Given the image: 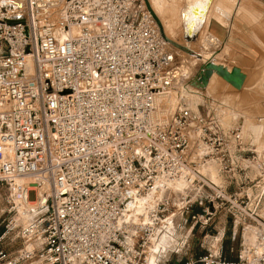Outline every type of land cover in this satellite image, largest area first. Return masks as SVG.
<instances>
[{"label": "built area", "instance_id": "2783aa9c", "mask_svg": "<svg viewBox=\"0 0 264 264\" xmlns=\"http://www.w3.org/2000/svg\"><path fill=\"white\" fill-rule=\"evenodd\" d=\"M164 39L148 0L0 3V264H148L174 201L251 233L184 264H264V143L193 81L162 106Z\"/></svg>", "mask_w": 264, "mask_h": 264}, {"label": "rangeland", "instance_id": "374dc122", "mask_svg": "<svg viewBox=\"0 0 264 264\" xmlns=\"http://www.w3.org/2000/svg\"><path fill=\"white\" fill-rule=\"evenodd\" d=\"M156 1L161 6V10L157 13L158 20H156L166 42L163 71L166 73V71L169 72L178 68V77L181 75V78L177 81L171 79L172 95L176 94L177 97L180 95L177 92L178 87H181L180 83L186 84L193 81L192 85L198 87L199 93L202 94L205 100L209 99L215 106L220 105L219 112L228 125L235 124L236 121L239 122L247 134L250 133L258 142L264 143V67L259 68L255 76L250 81L247 80L240 88L238 86V89L216 74L207 80L205 79V82L201 78V71L205 64L209 62L215 64V66H222L228 71L236 70L228 64L229 61L224 53H217L218 49L212 46L205 33L203 31L199 32L201 24L198 25V23L212 1L213 5L217 2V5L222 3L235 5L239 0H208V2L207 0ZM246 1L264 4V0H243L242 2ZM14 2L21 4V0H14ZM190 39L191 41H189ZM167 77L170 79L169 76ZM186 77H188V80H185ZM165 90H168V88ZM186 97L190 98L192 102L203 100L191 96ZM28 197L30 201L35 199L34 193H30ZM1 206L0 202V210ZM3 218L4 216L0 215V222ZM200 228L182 215L178 202L174 201L169 218L162 224L156 239L152 242L148 264H154L156 255V264H161L171 255L176 254L180 247H185L190 241L189 239L194 231ZM246 233L247 235L251 234L248 230ZM163 235L170 237L174 246L165 251L163 248L168 246H158L162 248L156 250L154 248L156 242L160 238L159 236ZM153 250H156V253L154 251L153 254Z\"/></svg>", "mask_w": 264, "mask_h": 264}, {"label": "crops", "instance_id": "0c3cea01", "mask_svg": "<svg viewBox=\"0 0 264 264\" xmlns=\"http://www.w3.org/2000/svg\"><path fill=\"white\" fill-rule=\"evenodd\" d=\"M242 1L239 0L235 5H217L218 2L213 5L212 1L198 25L201 24L199 32L205 33L212 46L218 49L217 53H224L231 68L240 73L244 85L255 76L259 68L264 67V4ZM2 194L0 190V196ZM193 211L198 212L200 209L195 207ZM2 228L1 221L0 233ZM247 230L248 227L240 228L230 219L222 217L221 214L217 215L206 227L195 230L186 246L180 247L176 254L161 264H184L207 253L220 255L226 261L234 262L237 260L240 244L247 237ZM189 232L190 230L188 236ZM16 246L8 243L3 245V248L12 250ZM158 246L156 242L154 248H162ZM173 246L174 244H170L163 249L169 250ZM156 250H153V254ZM156 262L157 255L154 264Z\"/></svg>", "mask_w": 264, "mask_h": 264}, {"label": "bare ground", "instance_id": "6f19581e", "mask_svg": "<svg viewBox=\"0 0 264 264\" xmlns=\"http://www.w3.org/2000/svg\"><path fill=\"white\" fill-rule=\"evenodd\" d=\"M4 1L2 0V1H0V3H3ZM207 2H208V0H207ZM148 3H149V7H150V9L152 11V14L154 15L155 19L158 20L157 13H158L159 10H161L160 4H158L156 0H148ZM189 41H191V39ZM179 66H180V64H179ZM178 71H179L178 68H175V70L173 69V70H171L169 72L166 71V73H164L165 84H164L163 90L166 91L165 92L166 94L164 93L162 95V99H161L160 103L162 104V106H164L167 109V111L173 110L174 107L176 106L177 96H176V94L172 95V86H171L172 82H171V79L177 81L178 79L181 78L180 77L181 75H179V77H178ZM214 74H216L217 76L221 77L223 80H226V82H229L230 85H232L233 87L237 88L239 86V84H240L241 75L239 74V72L237 70L228 71L225 68H223L222 66H215V64L214 65L210 64V62L205 64L204 68L202 69L201 78L203 79V82H205L204 81L205 79L206 80L209 79ZM167 76H169L170 79ZM166 88H168V90H165ZM173 188L175 190H180V185H176ZM29 206L33 207V204H29ZM29 218H30V216H28V219ZM167 226H169V225H167ZM166 229H168V228H166ZM159 237L160 238L157 241V245L163 247V246H169L170 244H172L171 243L172 240L170 239V237H167V235L166 236L163 235V236H159Z\"/></svg>", "mask_w": 264, "mask_h": 264}, {"label": "water", "instance_id": "95a60500", "mask_svg": "<svg viewBox=\"0 0 264 264\" xmlns=\"http://www.w3.org/2000/svg\"><path fill=\"white\" fill-rule=\"evenodd\" d=\"M240 74V73H239ZM242 77V76H241ZM242 84H243V78H242V81L240 82V84H239V87L238 88H240L241 86H242ZM238 88H236V89H238Z\"/></svg>", "mask_w": 264, "mask_h": 264}]
</instances>
